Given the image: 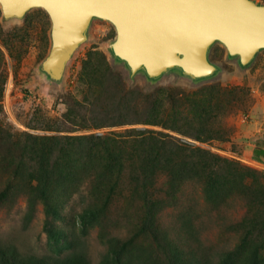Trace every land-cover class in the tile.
Listing matches in <instances>:
<instances>
[{
    "label": "trees",
    "instance_id": "trees-1",
    "mask_svg": "<svg viewBox=\"0 0 264 264\" xmlns=\"http://www.w3.org/2000/svg\"><path fill=\"white\" fill-rule=\"evenodd\" d=\"M112 59L114 65L117 60ZM109 70L110 64L97 52H88L82 60L78 77L82 97L67 102L62 113L63 123L71 130L16 135L0 130V169L7 175L0 201L24 195L29 217L38 203L42 205L43 230L51 253L18 262L0 247V264H92L73 234L84 235L99 225L111 204L125 197L139 209L141 239L130 236L119 242V237L105 240L103 234L105 250L97 264H264V209L254 210V206L264 207L263 172L180 137H219L215 131L221 118L209 113L215 102L201 99L185 111L177 105L176 95L155 92L141 107V99L152 95L118 86L115 95L111 94L107 90L113 76ZM4 81L0 76V95ZM170 99L175 105L164 104L171 103ZM121 109H127L132 118L122 119ZM124 125L130 127L97 131ZM186 182L200 183L202 199L212 208L229 204L228 199L234 197L243 201L246 213L238 223L242 236L234 247L212 250L203 246L194 224L196 215L190 209L180 214L177 225L159 223V214L174 204ZM76 195L82 197L83 205L66 213ZM62 221H67V229L57 223Z\"/></svg>",
    "mask_w": 264,
    "mask_h": 264
},
{
    "label": "rangeland",
    "instance_id": "rangeland-1",
    "mask_svg": "<svg viewBox=\"0 0 264 264\" xmlns=\"http://www.w3.org/2000/svg\"><path fill=\"white\" fill-rule=\"evenodd\" d=\"M254 1L264 4V0ZM49 28L48 15L40 8L30 9L21 19H3L0 11V76L5 77L0 95V130H3L4 135H16L19 132L61 134L71 130L68 123H63L62 113L65 112L67 102L81 99L82 86L78 77L82 60L88 52H97L110 64L109 76H113L107 90L111 94L115 95L118 89L115 87L118 86L120 90L124 87L126 91L131 89L152 95L141 99V107L151 101L155 92H164L167 96L176 95L177 105L183 106L185 111L192 110L195 101L201 99L215 102L209 113L221 118L218 124L221 126L215 131L219 137L200 140L180 137L264 174V49L258 51L247 65L241 66L236 57H229L224 47L215 42L208 50V59L217 68L212 75L195 81L175 70H168L149 81L141 72L130 75L122 62L114 61V65L111 63L113 59L108 44L113 40L115 30L109 22L92 19L87 40L73 53L61 81L54 83L40 72V63L50 46ZM170 100L171 103L164 101V104L175 105V100ZM120 112L122 119L132 118L127 109H121ZM132 126L159 128L143 124ZM256 126L261 129L257 130ZM128 127L130 125L97 131H117ZM6 181L7 175L0 169V189ZM200 187L198 182L184 183L174 204L159 214V223L167 227L177 225L180 214L190 209L196 215L194 224L203 246L211 247L212 250L234 247L242 236L238 223L244 221L246 213L243 201L234 197L228 199L229 204L212 208L203 201ZM81 198L76 195L65 212L69 208L78 210L83 205ZM110 208L99 225L89 228L84 235L79 231L73 234L75 242L84 249L92 264H97L105 250L101 239L103 234V239L117 236L119 242L126 241L130 236L141 239V234L137 232V205L125 197L114 201ZM256 208L264 209L254 206V210ZM124 210L127 213H123ZM26 211L27 200L24 195L10 196L0 201V247L10 251L18 262L28 257L51 255L43 230L42 205L38 203L35 206L31 217ZM57 223L68 228L67 221Z\"/></svg>",
    "mask_w": 264,
    "mask_h": 264
},
{
    "label": "water",
    "instance_id": "water-1",
    "mask_svg": "<svg viewBox=\"0 0 264 264\" xmlns=\"http://www.w3.org/2000/svg\"><path fill=\"white\" fill-rule=\"evenodd\" d=\"M33 8L46 12L50 46L40 72L60 82L68 61L84 43L92 19L109 22L111 56L130 75L156 79L168 70L197 80L217 68L208 50L220 43L241 66L264 49V4L254 0H0L3 19H21Z\"/></svg>",
    "mask_w": 264,
    "mask_h": 264
},
{
    "label": "crops",
    "instance_id": "crops-1",
    "mask_svg": "<svg viewBox=\"0 0 264 264\" xmlns=\"http://www.w3.org/2000/svg\"><path fill=\"white\" fill-rule=\"evenodd\" d=\"M58 105H59V103H58ZM256 129L257 130H259V129H261V128H259L258 126H256ZM251 154H252V152H251ZM251 154H250V157H251ZM253 157H251L250 159H252ZM254 161H256V160H254Z\"/></svg>",
    "mask_w": 264,
    "mask_h": 264
}]
</instances>
